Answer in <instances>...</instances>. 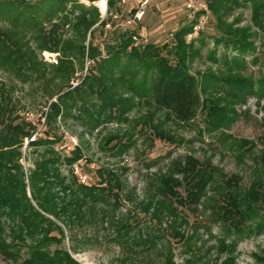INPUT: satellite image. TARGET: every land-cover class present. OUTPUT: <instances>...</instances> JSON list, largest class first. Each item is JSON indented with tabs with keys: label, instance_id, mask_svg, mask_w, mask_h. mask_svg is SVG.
I'll return each mask as SVG.
<instances>
[{
	"label": "trees",
	"instance_id": "16d2710c",
	"mask_svg": "<svg viewBox=\"0 0 264 264\" xmlns=\"http://www.w3.org/2000/svg\"><path fill=\"white\" fill-rule=\"evenodd\" d=\"M47 1L0 0V21L8 22L6 26L0 25L2 259L17 262L21 258L20 264H81L70 252H76L77 232L88 228L95 231L96 226L101 225L105 234L121 247L122 252L115 264H176L169 239L158 250L160 233L163 235L165 231L171 237H178L190 248L191 241L198 239L197 226H192L190 235L185 234L183 227L190 224L188 213L203 211L220 230V234L214 236V264H236L234 252L237 242L244 236L264 234V160L262 168L255 172L247 185L242 184L241 175L226 173L209 161H201L191 155L174 162L165 172L154 174L147 183L145 198L138 203L140 210L150 215L154 225L144 230L135 228L126 214H115L122 198L123 182L114 170L99 167V182H82L74 169V164L83 157L80 146H74L65 156L54 147L64 137L59 132L58 117L64 119L66 111L72 107L77 108L79 114L87 115L89 122L97 123L101 112L117 106L110 118L125 119L123 114L129 98L123 96L115 100L122 93H117L120 87L124 90L123 94L129 92L138 96L146 92L156 108L170 111L180 121L191 119L199 105L198 82L196 76L185 68V57L196 52V38L187 41L186 35L196 20H188L172 34L176 62L170 63L160 54V48L167 47L166 43L161 47L152 42L134 45L133 36L137 32L125 27L119 30L112 44L105 43L107 56L98 61L96 71L85 74L73 85L70 81L76 69L72 56L94 61L100 52L91 40L94 28L89 31L87 47L83 44L88 30L99 20L98 11L92 6L79 4L77 0H54L51 4ZM119 1L109 0L110 9L120 11L117 6ZM204 1L218 29L224 28V20L231 9L239 6L238 0ZM249 1L253 4V19L258 26H262L263 0ZM67 3L79 11L75 21L69 23L67 16H63L45 29L43 22H50L57 11L65 9ZM42 6H46L43 10L46 20L39 19ZM134 11V7L130 8L123 15L121 10V17L124 19ZM108 20L111 18L99 23L101 32ZM65 25L71 27L82 43L62 37ZM245 35V30L240 31L237 39L233 40L240 50L248 45ZM43 51L62 55L57 64H48L41 56L39 58ZM168 51L171 53V50ZM122 57L127 63L119 65ZM139 65H143L146 72L153 68L148 88L145 85L146 74L139 82L138 79L136 81ZM116 68L120 71L117 78L113 74ZM4 75L7 79L13 77L30 85L41 83L49 101L43 137L34 134L36 126L31 120L18 114L12 97L15 86L3 79ZM54 78L59 79V83H53L48 89L47 84ZM237 81L236 85L246 86L244 82ZM259 89L264 91V78L260 80ZM54 96L56 99L51 100ZM25 138L28 139V146L37 149L33 166L26 172L20 151ZM63 163L68 174L61 172ZM65 231L72 243L70 250L63 244ZM260 261L264 264V255Z\"/></svg>",
	"mask_w": 264,
	"mask_h": 264
},
{
	"label": "rangeland",
	"instance_id": "374dc122",
	"mask_svg": "<svg viewBox=\"0 0 264 264\" xmlns=\"http://www.w3.org/2000/svg\"><path fill=\"white\" fill-rule=\"evenodd\" d=\"M53 1L47 2L51 4ZM139 1L126 0L122 8L123 15H126L130 8L137 7ZM238 1L239 6L233 7L226 16L224 28H216V20L210 13L196 36V52L185 57V68L196 76L198 82L199 105L194 109L191 119L180 121L170 111L156 108L146 92L138 96L129 92L123 94L121 87L117 88V93H122L115 100L128 96L126 112L123 114L125 119L110 118L117 106L101 112L97 123L89 122L88 116L79 114L75 107L66 111L64 119L58 117L59 132L63 133L64 137L54 145L55 150L65 156L74 146H80L83 157L74 164V169L81 181L99 182V167L114 170L123 182L122 198L115 214H126L135 228L148 230L154 226L150 215L141 211L138 205L146 196L147 183L154 174L165 172L174 162L187 155L201 161H209L226 173L241 175L244 185L249 184L255 172L263 166L264 91L259 89V85L260 80L264 78V22L262 26L256 24L251 1ZM27 2L35 3L36 0ZM77 2L96 8L84 1ZM69 4L65 6V11H57L50 22L44 21L43 27L49 29L63 16H67L69 23H73L79 11ZM43 10H46V6H42L39 19L46 20ZM98 17V22L88 30L83 44L87 47L89 31L94 28L91 40L100 52L94 61L87 57L82 60L79 56H72L76 69L70 81L73 85L85 74L96 71L98 61L107 56L105 43L112 44L119 30L126 27L123 17L111 19L101 32L99 11ZM187 22L188 16L182 0H149L134 30L156 46L161 47L166 43L167 47L160 48L159 52L169 59L170 63H174L175 39L172 34ZM0 25L6 26L8 22L2 20ZM63 29L64 39L82 43L71 27L65 25ZM243 30L246 31L245 42L248 45L246 49L240 50L233 40L235 41L236 36ZM32 45L34 46V43ZM168 50H171V53ZM40 54L39 58L41 56L48 64H57L62 55L47 51ZM125 63L127 60L122 57L119 65ZM137 68L136 81L138 79L139 82L146 74L145 85L148 88L153 68L147 72L143 65ZM49 71L52 72L50 68ZM113 74L117 78L120 71L116 68ZM2 78L6 80L8 77L4 75ZM237 80L244 82L246 86L236 85L239 83ZM7 81L15 86L12 97L16 102L18 114L31 120L36 126L34 134L43 137V130L46 129L44 117L49 101L41 83L30 85L13 77H9ZM53 83H59V79L54 78V81L49 82L48 89ZM248 85L252 87H247ZM54 90L56 88L53 92ZM55 99L56 96L51 100ZM27 142L28 139L25 138L20 149L25 172L32 168V160L37 150L34 146H28ZM61 172L68 174L64 163ZM188 220L190 224L183 227L185 234L190 235L192 226H197L198 239L191 241V247L178 237H171L163 231V235L161 232L157 239L158 250L163 248L161 245L166 244L169 239V247L176 264H214V236L220 234L219 226L203 211L188 213ZM192 222L194 224H191ZM76 237V252H70L81 264H115L122 252L120 245L105 234L101 225H97L95 231L93 228L78 231ZM63 244L70 250L72 243L68 240L66 231ZM262 255L264 234L244 236L237 242L234 252L236 264H262ZM20 262L21 258L17 262H11L0 256V264Z\"/></svg>",
	"mask_w": 264,
	"mask_h": 264
},
{
	"label": "built area",
	"instance_id": "2783aa9c",
	"mask_svg": "<svg viewBox=\"0 0 264 264\" xmlns=\"http://www.w3.org/2000/svg\"><path fill=\"white\" fill-rule=\"evenodd\" d=\"M84 1L87 4L94 5L98 11L101 14V20H106L107 18H111L112 20H117L122 18L121 17V10L123 8V4L126 3V0H120L117 3V6L121 8L119 11L117 10H111L109 7V0H94V1H87V0H80ZM149 0H140L138 2V6L135 7V11L133 14L127 15L123 19V24L126 27H130L132 29H135V25L140 21L142 18V15L144 14L145 9L147 8ZM184 3V8L186 10V15L188 16V20L191 22L192 20H196L192 24V29L187 33L186 40L191 41L192 39L196 38V36L199 35V32L202 29V24L205 22L209 16H210V10L208 8V5L206 1L204 0H182ZM108 25V23L106 24ZM134 45H141L148 42L147 38H142L138 34H135L133 36ZM84 182V180H82Z\"/></svg>",
	"mask_w": 264,
	"mask_h": 264
}]
</instances>
